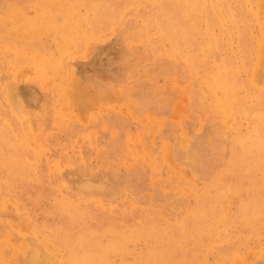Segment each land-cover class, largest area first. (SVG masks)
Wrapping results in <instances>:
<instances>
[{"label":"rangeland","instance_id":"374dc122","mask_svg":"<svg viewBox=\"0 0 264 264\" xmlns=\"http://www.w3.org/2000/svg\"><path fill=\"white\" fill-rule=\"evenodd\" d=\"M0 32V264H264V0H0Z\"/></svg>","mask_w":264,"mask_h":264},{"label":"bare ground","instance_id":"6f19581e","mask_svg":"<svg viewBox=\"0 0 264 264\" xmlns=\"http://www.w3.org/2000/svg\"><path fill=\"white\" fill-rule=\"evenodd\" d=\"M49 1H50V0H49ZM134 1H135V0H134ZM183 2H184V1H183ZM185 2H187V1H185ZM185 2H184L183 4L186 5ZM200 2H201V1H200ZM218 2H219V1H218ZM155 3H157V2L155 1ZM160 3H161V2H160ZM160 3H159V4H160ZM173 3H174V2H173ZM173 3H172V4H173ZM178 3H179V2H178ZM191 3H192V2H191ZM204 3H206V2L204 1ZM63 4H64V3H63ZM128 4H130V3L128 2ZM157 4H158V3H157ZM180 4H181V3H180ZM187 4H188V3H187ZM47 5H48V4H47ZM107 5H108V4H107ZM185 5H184V6H185ZM190 5H191V4H190ZM192 5H193V3H192ZM194 5H195V3H194ZM197 5H198V4H197ZM204 5H205V4H204ZM48 6H49V5H48ZM56 6H57V5H56ZM158 6H159V5H158ZM195 6H196V5H195ZM210 6H211V5H210ZM215 6H216V5H215ZM215 6H213V7H215ZM115 7H116V6H115ZM179 7H181V5H180ZM188 7H189V6H188ZM199 7H201V6L199 5L198 8H199ZM130 8H131V7H130ZM182 8H185V7H182ZM194 8H195V7H194ZM194 8H193V9H194ZM208 8H209V7H208ZM111 9H113V8H111ZM186 9H187V8H186ZM191 9H192V8H191ZM213 9H214V8H213ZM216 9H217V8H216ZM93 10H94V9H93ZM204 10H205V9H204ZM209 10H211V9H209ZM183 11H185V10H183ZM194 11H195V10H194ZM194 11H193V12H194ZM198 11H199V9H198ZM200 11H201V10H200ZM213 11H214V10H213ZM216 11H218V10H216ZM177 12H178V11H177ZM178 13H179V12H178ZM200 13H201V12H200ZM200 13H198V14H200ZM203 13H204V11H203ZM221 13H222V11H221ZM234 13H235V12H234ZM70 14H71V13H70ZM160 14H161V13H160ZM188 14H189V13H188ZM214 14H215V13H214ZM219 14H220V13H219ZM180 15H181V14H180ZM220 15H221V14H220ZM223 15H224V14H223ZM188 16H189V15H188ZM199 16H200V15H199ZM199 16H198V18H199ZM215 16H216V15H215ZM228 16H229V15H228ZM72 17H74V16H72ZM78 17H79V16H78ZM84 17H85V16H84ZM182 17H183V16H182ZM186 18H187V17H186ZM188 18H189V17H188ZM222 18H223V17H222ZM44 19H45V18H44ZM219 19H220V18H219ZM80 20H81V19H80ZM80 20H79V22H80ZM184 20H185V18H184ZM198 20H200V19H198ZM232 20H233V19H232ZM75 21H76V20H75ZM169 21H170V20H169ZM202 21L204 22L203 19H202ZM202 21H201V22H202ZM218 21H219V20H218ZM222 21H223V20H222ZM241 21H242V20H241ZM50 22H51V21H50ZM53 22H54V21H53ZM64 22H65V21H64ZM77 22H78V21H77ZM216 22H217V21H216ZM65 23H66V22H65ZM72 23H73V21H72ZM143 23H144V22H143ZM31 24H32V23H31ZM35 24H36V23H35ZM61 24H62V23H61ZM61 24H60V25H61ZM62 25H63V24H62ZM64 25H65V24H64ZM70 25H71V24H70ZM72 25H73V24H72ZM158 25H159V24H158ZM169 25H170V24H169ZM178 25H179V24H178ZM242 25H243V23H242ZM51 26H52V24H51ZM65 26H66V25H65ZM167 26H168V25H167ZM193 26H194V25H193ZM43 27H44V26H43ZM68 27H69V26H68ZM195 27H196V26H195ZM195 27H194V28H195ZM197 27H198V26H197ZM28 28H29V26H28ZM61 28H62V27H61ZM167 28H168V27H167ZM167 28H166L165 31H167ZM172 28H174V27H172ZM176 28H177V27H176ZM194 28H193L192 30H194ZM225 28H226V27H225ZM251 28H252V27H251ZM22 29H23V27H22ZM57 29H58V28H57ZM65 29H66V28H65ZM67 29H68V28H67ZM161 29H162V28H161ZM168 29H169V28H168ZM170 29H171V27H170ZM177 29H178V28H177ZM177 29H176V30H177ZM200 29H201V28H200ZM223 29H224V28H223ZM39 30H40V29H39ZM52 30H53V28H52ZM52 30H51V31H52ZM70 30H71V29H70ZM72 30H73V29H72ZM72 30H71V31H72ZM172 30H173V29H172ZM176 30H174V31H176ZM196 30H197V29H196ZM205 30H206V29H205ZM205 30H204V31H205ZM25 31H26V30H25ZM40 31H41V30H40ZM59 31H60V29H59ZM165 31H164V32H165ZM188 31H189V30H188ZM212 31H214V30H212ZM223 31H224V30H223ZM29 32H30V30H29ZM68 32H69V31H68ZM68 32H67V33H68ZM167 32H168V31H167ZM182 32H183V31H182ZM196 32H197V31H196ZM199 32H200V31H199ZM199 32H198V33H199ZM202 32H203V31H202ZM0 33H1V32H0ZM45 33H46V32H45ZM161 33H162V32H161ZM176 33H179V32L176 31ZM176 33L174 32L175 35H173V37L176 36ZM209 33H210V32H209ZM212 33H213V32H212ZM225 33H226V32H225ZM231 33H232V32H231ZM236 33H237V32H236ZM24 34H25V33H24ZM26 34H27V33H26ZM30 34H31V33H30ZM14 35H15V34H14ZM168 35L170 36L171 33L169 32ZM178 35H179V34H178ZM209 35H210V34H209ZM213 35H214V34H213ZM226 35H227V34H226ZM240 35H241V34H240ZM164 36H165V35H164ZM244 36H245V35H244ZM31 37H32V36H31ZM182 37H185V35H182ZM186 37H187V36H186ZM211 37H212V36H211ZM217 37H218V36H217ZM229 37H230V36H229ZM32 38H33V37H32ZM167 38H169V37H167ZM174 38H175V37H174ZM204 38H205V37H204ZM208 38H209V37H208ZM170 39H172V36L170 37ZM176 39H179V38H176ZM183 39H184V38H183ZM185 39H186V38H185ZM185 39H184V40H185ZM229 39H230V38H229ZM239 39H240V38H239ZM174 41H176V40H174ZM180 41H181V40H180ZM207 41H208V40H207ZM217 41H218V40H217ZM233 41H234V40H233ZM166 43H167V42H166ZM176 43H177V42H176ZM176 43H175V44H176ZM182 43H183V42H182ZM190 43H191V42H190ZM208 43H209V42H208ZM208 43H207V44H208ZM213 43H214V42H213ZM223 43H224V42H223ZM228 43H229V42H228ZM188 44H189V43H188ZM209 44H211V43H209ZM214 44H215V43H214ZM62 45H63V44H62ZM176 45H177V44H176ZM2 46H3V45H2ZM179 46H180V44H179ZM206 46H208V45H206ZM230 46H231V45H230ZM201 47H203V46L201 45ZM208 47H209V46H208ZM4 48H5V47H4ZM13 48H14V47H13ZM55 48H56V47H55ZM177 48H178V47H177ZM183 48H184V47H183ZM188 48H189V47H188ZM192 48H193V47H192ZM203 48H205V47H203ZM209 48H210V47H209ZM211 48H212V47H211ZM213 48H214V47H213ZM213 48H212V49H213ZM222 48H223V47H222ZM178 49H179V48H178ZM178 49H177V50H178ZM212 49H211V50H212ZM214 49H215V48H214ZM217 49H218V48H217ZM225 49H226V48H225ZM177 50L175 49V51H177ZM203 50H204V49H203ZM223 50H224V49H223ZM0 51H1V50H0ZM15 51H16V50H15ZM58 51H59V50H58ZM58 51H57V52H58ZM188 51H189V49H188ZM213 51H214V50H213ZM217 51H218V50H217ZM245 51H246V50H245ZM12 52H13V51H12ZM179 52H180V51L178 50V53H179ZM198 52H199V50H198ZM208 52H209V51H208ZM1 53H2V52H1ZM3 53H4V52H3ZM19 53H20V52H19ZM59 53H60V52H59ZM180 53H181V52H180ZM180 53H179V54H180ZM192 53H193V52H192ZM23 54H24V53H23ZM187 54H188V53H187ZM197 54H198V53H197ZM62 55H63V54H62ZM188 55H189V54H188ZM193 55H194V53H193ZM14 56H15V55H14ZM24 56H25V55H24ZM183 56H184V55H183ZM194 56H195V55H194ZM207 56H208V55H207ZM19 57H20V56H19ZM19 57H18V58H19ZM21 57H22V56H21ZM30 57H31V56H30ZM46 57H48V56H46ZM186 57H187V56H186ZM189 57H192V55H191V56L189 55V56H188V59H189ZM195 57H197V56H195ZM224 57H225V56H224ZM47 59H48V58H47ZM56 59H57V58H56ZM195 59H196V58H195ZM221 59H222V58H221ZM243 59H244V58H243ZM198 60H200V59H198ZM201 60H202V59H201ZM50 61H51V60H50ZM189 61H190V60H189ZM186 62H188V61H186ZM191 62H192V61H191ZM195 62H196V61H195ZM195 62H193V63H195ZM198 62H199V61H198ZM224 62H225V61H224ZM222 63H223V62H222ZM243 63H244V62H243ZM190 65H191V64H190ZM220 65H221V63H220ZM225 65H226V64H225ZM4 66H5V65H4ZM222 66H223V65H222ZM188 67H189V66H188ZM193 67H194V66H193ZM220 67H221V66H220ZM238 67H239V66H237V68H238ZM240 67H241V66H240ZM189 68H191V67H189ZM196 68H197V65H196ZM234 68H235V67H234ZM234 68H233V69H234ZM242 68H243V67H242ZM212 69H213V68H212ZM212 69H211V70H212ZM226 69H227V68H226ZM240 69H241V68H240ZM195 70H196V69H195ZM235 70H236V69H235ZM190 71H192V70H190ZM222 71H223V69H222ZM227 71H228V70H227ZM195 72H196V71H195ZM231 72H232V71H231ZM197 73H198V71H197ZM219 73H221V72L219 71ZM229 73H230V71H229ZM234 73H235V72H234ZM193 74H194V73H193ZM210 75H211V74H210ZM223 75H224V74H223ZM229 75H231V74H229ZM229 75H228V76H229ZM212 76H214V74H213ZM233 76H234V75H233ZM234 77H235V76H234ZM207 78H208V77H207ZM209 78H210V77H209ZM213 78H214V77H213ZM215 78H216V77H215ZM224 78H225V77H224ZM222 79H223V77H222ZM214 80H215V79H214ZM214 80H213V81H214ZM237 81H238V80H237ZM224 82H225V81H224ZM210 83H211V82H210ZM213 83H214V82H213ZM214 84H215V83H214ZM242 84H243V83H242ZM209 86H210V85H209ZM212 86H213V85H212ZM215 86H216V85H215ZM237 86H238V84H237ZM242 87H243V86H242ZM217 88H218V87H217ZM223 89H224V87H223ZM225 89H226V88H225ZM234 90H235V89H234ZM226 91H227V90H226ZM210 92H211V91H210ZM213 92H214V91H213ZM258 93H259V92H258ZM214 94H215V93H214ZM227 94H228V93H227ZM227 94H226V95H227ZM234 94H235V93H234ZM211 95H212V93H211ZM221 95H222V94H221ZM224 95H225V94H224ZM231 95H232V94H231ZM231 97H234V96H231ZM236 97H237V96H236ZM262 97H263V96H262ZM213 98H214V97H213ZM226 98H227V97H226ZM238 98H239V97H238ZM259 98H260V97H259ZM219 100H220V99H219ZM217 101H218V100H217ZM223 101H224V100H223ZM223 101H222V102H223ZM234 101H235V100H234ZM240 101H241V100H240ZM258 101H259V100H258ZM224 102H226V100H225ZM214 103H216V102H214ZM234 103H235V102H234ZM241 103H242V102H241ZM260 103H261V102H260ZM222 104H223V103H222ZM214 105H215V104H214ZM259 105H260V104H259ZM235 106H236V105H235ZM245 106H247V105H245ZM218 107H219V105H218ZM257 107H258V106H256V108H257ZM260 107H261V106H260ZM244 108H245V107H244ZM218 109H219V108H218ZM233 109H234V108H233ZM248 109H249V108H248ZM223 111H224V109H223ZM246 112H247V110H246ZM248 112H249V111H248ZM229 114H231V113H229ZM229 114H228V115H229ZM239 114H240V113H239ZM242 114H243V111H242ZM255 114H256V113H255ZM231 115H232V114H231ZM237 115H238V113H237ZM258 115H259V114H258ZM260 115H261V112H260ZM261 117H262V116H261ZM248 118H249V117H248ZM259 118H260V116H259ZM252 119H253V118H252ZM254 119H255V118H254ZM260 119H261V118H260ZM256 120H257V119H256ZM251 121H252V120H251ZM254 121H255V120H254ZM263 122H264V121H261V123H263ZM21 124H22V123H21ZM22 126H23V125H22ZM263 126H264V125H263ZM2 128H3V127H2ZM18 130H19V129H18ZM21 130H22V129H21ZM23 130H24V128H23ZM23 130H22V131H23ZM197 130H198V129H197ZM0 131H1V130H0ZM2 131H5V130L3 129ZM2 131H1V132H2ZM6 132H7V131H6ZM9 132H10V131H9ZM12 132H13V131H12ZM14 133H15V132H14ZM21 133H22V132H21ZM23 133H24V132H23ZM259 133H261V130L259 131ZM5 134H7V133L4 132V136H6ZM8 135H9V133H8ZM17 135H18V134H17ZM21 135H22V134H21ZM261 135H262V134H261ZM2 137H3V136H2ZM15 137H16V136H15ZM0 138H1V135H0ZM4 138H5V137H4ZM27 138H28V136H27ZM18 139H19V138H18ZM20 139H21V138H20ZM200 139H201V134H200ZM258 139H259V138H258ZM0 140H1V142L3 141L2 139H0ZM254 140H255V139H254ZM254 140H253V141H254ZM256 140H257V139H256ZM260 140H261V139H260ZM19 141H20V140H19ZM187 141H188V140H187ZM3 142H4V141H3ZM3 142H2V143H3ZM5 142H6V141H5ZM5 142H4V143H5ZM8 142H9V141H8ZM185 142H186V141H185ZM2 143H1V144H2ZM9 143H10V142H9ZM21 143H22V142H21ZM182 143H183V142H182ZM201 143H202V142H201ZM238 143H239V142H238ZM251 143H252V141H251ZM256 143H257V142H255V146L257 145ZM261 143H262V142H261ZM261 143H259V144H261ZM1 144H0V145H1ZM6 144H7V143H6ZM22 144H23V143H22ZM179 144H180V143H179ZM259 144H258V145H259ZM261 145H263V144H261ZM4 146H5V145H4ZM6 146H7V145H6ZM19 146H20V145H19ZM178 146H179V145H178ZM185 146H186V145H185ZM188 146H190V145H188ZM188 146H187V147H188ZM260 147H261V146H260ZM25 148H26V147H25ZM27 148H29V147H27ZM182 148H183V147H182ZM257 148H258V146H257ZM261 148H262V150H263L264 147H261ZM261 148H260V149H261ZM2 149H3V148H1V150H2ZM6 149H7V148H6ZM12 149H13V148H12ZM183 149H184V148H183ZM10 150H11V149H10ZM26 150H27V149H26ZM253 150H254V149H253ZM2 152H3V151H2ZM21 152H22V151H21ZM248 152H250V150H249ZM248 152H247V153H248ZM9 153H10V152H9ZM14 153H16V152H14ZM14 153H13V154H14ZM23 153H24V152H23ZM34 153H35V152H34ZM1 154H2V153H1ZM3 154H4V152H3ZM3 154H2V155H3ZM19 154H20V152H19ZM248 154H249V153H248ZM6 155H7V154H6ZM242 155L244 156V154H242ZM249 155H251V154H249ZM4 156H5V155H4ZM8 156H9V158H10V154H9ZM12 156H13V155H12ZM12 156H11V157H12ZM243 156H241V159H239V160H242V157H243ZM14 157H15V155H14ZM14 157H13L12 159H14ZM244 157H245V156H244ZM244 157H243V159H244ZM249 157H250V156H249ZM1 158H2V157H1ZM19 158H20V157H19ZM21 158H24V157H22V155H21ZM34 158H35V157H34ZM235 158H236V157H235ZM6 159H7V158H6ZM27 159H28V158H27ZM248 159L251 160V158H248ZM9 160H10V159H9ZM9 160H8V161H9ZM22 160H24V159H22ZM239 160H235V162H236V161H239ZM245 160H247V159H245ZM250 160H249V161H250ZM8 161H7V162H8ZM18 161H19V160H18ZM27 161H28V160H26V163H27ZM12 162H14V161L12 160ZM22 162H23V161H22ZM35 162H36V160H35ZM10 163H11V162H10ZM14 163H16V161H15ZM28 163H30V162L28 161ZM28 163H27V164H28ZM31 163H32V162H31ZM33 163H34V162H33ZM56 163H57V162H56ZM233 163H234V162H233ZM245 163H246V161H245ZM12 164H13V163H12ZM16 164H17V163H16ZM19 164H20V163H19ZM21 164H23V163H21ZM21 164H20V167H21ZM36 164H37V163H36ZM52 164H53V163H52ZM59 164H60V163H59ZM247 164H248V163H247ZM1 165H3V164H1ZM6 165H7V164H6ZM33 165H34V164H33ZM231 165H232V164H231ZM255 165H256V164H255ZM8 166H9V165H8ZM10 166H12V165H10ZM15 166H16V165H15ZM232 166H233V165H232ZM258 166H259V165H258ZM12 167H13V166H12ZM63 167H64V166H63ZM235 167H237V165H236ZM24 168H25V167H24ZM27 168H28V167H27ZM263 168H264V167H263ZM263 168H262V169H263ZM8 169H10V168H8ZM32 169H33V168H32ZM37 169H38V168H37ZM237 169H238V168H237ZM241 169H242V168H241ZM248 169H249V168H248ZM3 170H4V169H3ZM30 170H31V169H30ZM57 170H59V169H57ZM257 170H260V169H257ZM4 171H5V170H4ZM4 171H3V172H4ZM22 171H23V169H22ZM31 171H33V170H31ZM31 171H29V173H30ZM62 171H63V170H62ZM248 171H250V170H248ZM1 172H2V171H1ZM35 172H36V171H35ZM233 172H234V171H233ZM243 172H244V171H243ZM251 172H252V170H251ZM17 173H18V172H17ZM29 173H28V174L26 173V174L29 175ZM249 173H250V172H249ZM255 173H256V172H255ZM230 174H231V173H230ZM233 174H234V173H233ZM240 174H241V173H240ZM247 174H248V173H247ZM251 174H252V173H251ZM253 174H254V173H253ZM253 174H252V175H253ZM257 174H259V173L257 172ZM257 174H256V175H257ZM37 175H38V174H37ZM37 175H36V176H37ZM53 175H54V173H53ZM55 175H56V174H55ZM244 175H245V174H244ZM0 176H1V175H0ZM30 176H31V175H30ZM231 176H232V175H231ZM247 176H248V175H247ZM254 176H255V174H254ZM254 176H253V177H254ZM4 177H5V176H4ZM7 177H8V176H7ZM14 177H15V176H14ZM19 177H20V176H19ZM28 177H29V176H28ZM28 177H27V178H28ZM32 177L35 178L34 176H32ZM238 177H239V175H238ZM245 177H246V176H245ZM251 177H252V176H251ZM253 177H252V179H253ZM8 178H9V177H8ZM36 178H37V177H36ZM222 178H223V177H222ZM224 178H225V177H224ZM236 178H237V177H236ZM256 178H257V176H256ZM2 179H3V178H2ZM15 179H16V178H15ZM18 179H19V178H18ZM18 179H17V180H18ZM28 179H29V178H28ZM31 179H32V178H31ZM31 179H30V180H31ZM37 179L39 180V176H38ZM252 179H251V180H252ZM262 179H263V178H262ZM5 180H6V179H5ZM7 180H8V179H7ZM25 180H26V179H25ZM38 180H37V181H38ZM227 180H228V179H227ZM248 180H249V179H248ZM251 180H250V181H251ZM253 180H254V179H253ZM28 181H29V180H28ZM31 181H32V180H31ZM33 181H35V180H33ZM33 181H32V182H33ZM57 181H58V180H57ZM240 181H241V180H240ZM13 182H14V181H13ZM252 182H254V181H252ZM14 183H15V182H14ZM21 183H22V181H21ZM55 183H57V182H55ZM229 183H230V181H229ZM240 183H241V182H240ZM258 183H259V181H258ZM19 184H20V183H19ZM22 184H23V183H22ZM27 184H28V182H27ZM233 184H234V183H233ZM235 184H236V182H235ZM242 184H243V183H242ZM251 184H252V183H251ZM260 184H261V183H260ZM29 185H30V184H29ZM249 185H250V184H249ZM262 185H264V184H263V181H262ZM243 186H244V185H243ZM245 186H246V185H245ZM247 186H248V185H247ZM247 186H246V187H247ZM22 187H24V185H23ZM37 187H38V186H37ZM249 187H250V186H249ZM258 187H259V186H258ZM34 188H35V187H34ZM39 188H40V187H39ZM250 188H251V187H250ZM263 188H264V187H263ZM263 188H260V189L262 190ZM15 189H16V188H15ZM26 189H27V188H26ZM31 190H32V189H31ZM250 190H251V189H250ZM254 190H255V189H253L252 191H254ZM4 191H5V190H4ZM53 191H54V190H53ZM55 191H56V190H55ZM70 191H71V190H70ZM235 191H236V190H235ZM252 191H251V192H252ZM257 191H258V190H257ZM13 192H14V191H13ZM35 192H36V190H35ZM255 192H256V191H255ZM255 192H254V193H255ZM27 193H28V192H27ZM55 193H56V192H55ZM254 193H253V194H254ZM257 193H258V192H257ZM17 194H18V192H17ZM22 194H23V193H22ZM34 194H35V193H34ZM39 194H40V193H39ZM65 194H66V193H65ZM18 195H20V194H18ZM14 196H15V195H14ZM28 196H29V195H28ZM37 196H39L38 193H37V195H36V198H37ZM54 196H55V195H54ZM67 196H68V195H67ZM257 196H259V194H258ZM21 197H22V196H21ZM32 197H33V196H32ZM39 197H40V196H39ZM70 197H71V196H70ZM70 197H69V198H70ZM248 197H249V196H248ZM255 197H256V195H255ZM14 198H15V197H14ZM57 198H58V197H57ZM71 198H72V197H71ZM88 198H89V197H88ZM91 198H92V197H91ZM95 198H96V197H95ZM258 198H259V197H258ZM258 198H257V200H260V199H258ZM39 200H40V199H39ZM42 200H43V199H42ZM73 200H75V199H73ZM96 200H98V199L96 198ZM248 200H249V198H247L246 201H248ZM75 201H78V200H75ZM83 201H86V200H83ZM255 201H256V200H254V203H253L254 205L257 204V203H259V202L256 203ZM261 201H262V200H261ZM27 202H28V201H27ZM32 202H33V201H32ZM248 202H250V201H248ZM251 202H253V200H251ZM251 202H250V204H252ZM263 202H264V200H263L261 203H263ZM37 203H38V202H37ZM56 203H57V202H56ZM75 203H76V202H75ZM85 203H86V202H85ZM243 203H244V201H243ZM246 203H247V202H246ZM59 204H60V203H59ZM248 204H249V203H248ZM248 204H247V205H248ZM52 205H53V204H52ZM82 205H84V204H82ZM207 205H208V204H207ZM247 205H246V206H247ZM240 206H241V205H240ZM257 206H260V204H258ZM29 207H30V206H29ZM247 207H248V206H247ZM247 207H246V208H247ZM250 207H251V205H250ZM53 208H54V207H53ZM252 208H253V207H252ZM257 208H258V207H257ZM119 209H120V208H119ZM239 209H240V207H239ZM241 209H242V208H241ZM241 209H240V211H241ZM52 210H53V209H52ZM81 210H82V209H81ZM87 210L89 211L90 208L87 209ZM117 210H118V209H117ZM254 210H256V208H255ZM257 210H258V209H257ZM261 210H263V209H261ZM54 211H55V210H54ZM60 211H61V210H60ZM76 211H77V210H76ZM76 211H75V212H76ZM88 211H86V213H87ZM246 211H247V210H246ZM258 211H260V209H259ZM258 211H256V214H255V215L257 216V214H258V217H259V216H260V215H259L260 212L257 213ZM79 212H80V211H79ZM79 212H78V213H79ZM110 212H111V211H110ZM241 212H244V211H241ZM98 213H99V212H98ZM262 213H263V212H262ZM262 213H261V214H262ZM59 214H60V213H59ZM61 214H62V213H61ZM65 214H66V213H65ZM65 214H64V215H65ZM87 214H88V213H87ZM105 214H106V213H105ZM107 214H108V213H107ZM115 214H116V213H115ZM250 214L252 215V212H251ZM253 214H254V213H253ZM49 215H50V214H49ZM92 215H93V214H92ZM101 215H102V214H101ZM101 215H100V216H101ZM155 215H156V214H155ZM240 215H242V214L240 213ZM51 216H52V214H51ZM76 216H77V214H76ZM79 216H80V215H79ZM87 216H88V215H87ZM105 216H106V215H105ZM112 216H113V215H112ZM150 216H151V215H149V217H150ZM248 216H249V215H247L246 217L248 218ZM256 216H254V217L257 218ZM56 217H57V216H56ZM90 217H91V215H90ZM260 217H261V216H260ZM57 218H58V217H57ZM61 218H62V217H61ZM102 218H103V217H102ZM138 218H139V217H138ZM204 218H205V217H204ZM244 218H245V217H244ZM244 218H243V219H244ZM261 218H262V217H261ZM52 219H54V218H52ZM58 219H59V218H58ZM100 219H101V218H100ZM243 219H242V217L240 218V220H243ZM62 220H63V219H62ZM86 220H87V219H86ZM97 220H98V219H97ZM143 220H144V219H143ZM246 220H249V219H246ZM252 220H254L253 217H252ZM76 221H77V220H76ZM83 221H84V220H83ZM123 221H124V220H123ZM207 221H208V220H207ZM238 221H239V220H238ZM259 221H260V220H257V222H259ZM59 222H60V221H59ZM88 222H89V221H88ZM191 222H192V221H191ZM254 222H255V221H254ZM56 223H57V222H56ZM70 223H71V222H70ZM72 223H73V222H72ZM92 223H93V222H92ZM94 223H95V222H94ZM230 223H231V222H230ZM243 223H244V221H243ZM250 223H251V220H250ZM260 223L262 224L263 222H260ZM57 224H58V223H57ZM105 224H106V223H105ZM157 224H158V223H157ZM257 224H258V223H257ZM93 225H97V224L95 223V224H93ZM115 225H116V224H115ZM229 225H230V224H229ZM239 225H240V223H239ZM243 225H244V224H243ZM243 225H241V226H243ZM252 225H253V224H252ZM262 225H263V224H262ZM74 226H75V225H74ZM119 226H120V224H119ZM140 226H141V225H140ZM256 226H257V225H256ZM258 226H259V225H258ZM71 227H72V226H71ZM93 227H94V226H93ZM124 227H125V226H124ZM135 227H138V226H135ZM237 227H238V226H237ZM252 227H253V226H252ZM262 227H263V226H262ZM54 228H55V227H54ZM57 228H58L59 230L62 229V231H63V228H64V227H63V228H59V227H57ZM68 228H69V227H68ZM107 228H108V227H107ZM110 228H111V226H110ZM110 228H108V229H110ZM121 228H122V227H121ZM125 228L127 229V227H125ZM128 228H129V227H128ZM142 228H144V227H142ZM249 228H250V224H249ZM257 228H259V227H257ZM69 229H71V228H69ZM76 229H77V228H76ZM85 229H86V228H85ZM85 229H84V231H85ZM123 229H124V228H123ZM243 229H244V227H243ZM86 230H88V229H86ZM120 230H121V229H120ZM148 230L150 231V229H148ZM230 230H231V229H230ZM238 230H239V229H238ZM256 230H257V229H256ZM90 231H91V230H90ZM102 231H104V230H102ZM105 231H106V230H105ZM113 231H114V230H113ZM126 231H127V230H126ZM168 231H169V230H168ZM206 231H207V230H206ZM233 231H234V230H233ZM233 231H232V232H233ZM254 231H255V230H254ZM257 231H258V230H257ZM262 231H263V230H262ZM76 232H77V231H76ZM79 232H80V231H79ZM109 232H110V231H109ZM111 232H112V231H111ZM123 232H124V231H123ZM127 232H128V231H127ZM147 232H148V231H147ZM237 232H238V231H237ZM252 232H253V230H252ZM47 233H48V232H47ZM116 233H120V232L117 230ZM162 233L164 234V232H162ZM240 233H241V232H240ZM250 233H251V232H250ZM250 233H249V234H250ZM255 233H256V232H255ZM54 234H55V233H54ZM85 234H86V233H85ZM91 234H92V231H91ZM97 234H99V233H97ZM102 234H103V233H102ZM146 234H147V233H146ZM222 234H223V233H222ZM253 234H254V233H253ZM48 235H49V237H50V234H48ZM78 235H79V234H78ZM93 235H94V234H93ZM93 235H92V236H93ZM165 235H166V234H165ZM176 235H177V234H176ZM204 235H205V234H204ZM223 235H224V234H223ZM246 235H247V234H246ZM254 235H255V234H254ZM259 235H260V234H259ZM79 236H80V235H79ZM98 236H99V235H98ZM112 236H113V235H112ZM112 236H111V237H112ZM114 236H115V235H114ZM119 236H120V235H119ZM162 236H163V235H162ZM162 236H161V237H162ZM171 236H172V235H171ZM184 236H185V235H184ZM84 237H85V236H84ZM86 237H87V236H86ZM95 237H96V236H95ZM149 237H150V236H149ZM149 237H148V238H149ZM178 237H179V236H178ZM58 238H59V236H58ZM108 238H109V237H108ZM108 238H107V239H108ZM124 238H125V237H124ZM150 238H151V237H150ZM156 238H157V237H156ZM163 238L166 239V237H163ZM196 238H197V237H196ZM202 238H203V237H202ZM133 239H134V238H133ZM165 239H164V240H165ZM168 239H171V238H168ZM89 240H90V239H89ZM154 240H155V239H154ZM197 240H198V239H197ZM228 240H229V239H228ZM241 240H242V239H241ZM50 241H51V240H50ZM58 241H59V240H58ZM130 241H131V240H130ZM177 241H178V240H177ZM226 241H227V240H226ZM59 242H60V241H59ZM107 242H108V241H107ZM125 242H126V240H125ZM146 242H147V241H146ZM156 242H157V241H156ZM196 242H197V241H196ZM61 243H62V242H61ZM102 243H103V242H102ZM119 243H120V242H119ZM130 243H131V242H130ZM147 243H148V242H147ZM225 243H226V242H225ZM233 243H234V242H233ZM120 244H121V243H120ZM148 244H149V243H148ZM148 244H147V246H148ZM229 244H231V243H229ZM237 244H239V242H238ZM61 245H62V244H61ZM71 245H72V244H71ZM102 245H103V244H102ZM117 245H118V244H117ZM165 245H166V244H165ZM69 246H70V245H69ZM112 246H115V245H112ZM135 246H136V245H135ZM202 246H203V244H202ZM223 246H224V243H223ZM229 246H231V245H229ZM232 246H233V245H232ZM77 247H79V245H78ZM139 247H140V246H139ZM151 247H152V246H151ZM170 247H171V246H170ZM111 248H112V247H111ZM141 248H142V247H141ZM172 248H173V247H172ZM106 249H107V248H106ZM108 249H109V248H108ZM108 249H107V250H108ZM173 249H174V248H173ZM158 250H159V249H158ZM165 250H166V249H165ZM165 250H164V252H165ZM235 250H236V249H235ZM101 251H102V250H101ZM114 251H115V250H114ZM116 251H117V249H116ZM119 251H120V250H119ZM168 251H169V250H168ZM198 251H199V250H198ZM162 252H163V251H162ZM166 252H167V251H166ZM180 252H181V251H180ZM195 252H197V251H195ZM237 252H238V250H237ZM112 253H113V252H112ZM167 253H168V252H167ZM167 253H166V254H167ZM228 253H230V252H228ZM228 253H227V254H228ZM238 253H239V252H238ZM66 254H67V253H66ZM100 254H101V253H100ZM133 254H134V253H133ZM148 254H150V253H148ZM194 254H196V253H194ZM230 254H231V253H230ZM160 255H161V254H160ZM228 255H229V254H228ZM235 255H236V254L234 253V256H235ZM79 256H80V255H79ZM81 256H82V255H81ZM81 256H80V257H81ZM111 256L113 257V255H111ZM118 256H119V255H118ZM136 256H137V255H136ZM156 256H157V255H156ZM156 256H154V257L156 258ZM166 256H167V255H166ZM222 256H223V255H222ZM238 256H239V255H238ZM84 257H85V256H84ZM98 257H101V256L98 255ZM109 257H110V256H109ZM124 257H125V256H124ZM130 257H131V256H130ZM151 257H152V256H151ZM154 257H153V260H154ZM190 257H191V256H190ZM232 257H233V256H231V258H232ZM74 258H75V257H74ZM104 258H105V257H104ZM132 258H133V257H132ZM158 258H159V257H158ZM172 258H173V257H172ZM138 259H139V258H138ZM147 259H148V258H147ZM151 259H152V258H151ZM187 259H188V258H187ZM187 259H184V260L186 261ZM229 259H230V258H229ZM140 260H141V259H140ZM173 260H174V259H173ZM236 260H237V259H236ZM125 261H127V260H125ZM141 261H142V260H141ZM145 261L147 262V260H145ZM145 261H144V262H145ZM161 261H162V260H161ZM176 261H177V260H176ZM187 261H188V260H187ZM231 261H232V260H231ZM234 261H235V260H234ZM74 262H75V260H74ZM99 262H100V261H99ZM133 262H134V261H133ZM106 263H107V262H106ZM138 263H139V262H138ZM141 263H142V262H141ZM166 263H167V262H166ZM217 263H218V262H217ZM217 263H216V264H217ZM62 264H63V263H62ZM120 264H121V263H120ZM142 264H143V263H142ZM219 264H220V262H219ZM224 264H225V263H224ZM226 264H228V262H226ZM229 264H230V262H229Z\"/></svg>","mask_w":264,"mask_h":264}]
</instances>
